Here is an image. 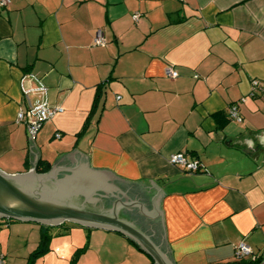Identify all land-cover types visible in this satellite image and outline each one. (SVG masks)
<instances>
[{"label":"crops","instance_id":"obj_1","mask_svg":"<svg viewBox=\"0 0 264 264\" xmlns=\"http://www.w3.org/2000/svg\"><path fill=\"white\" fill-rule=\"evenodd\" d=\"M98 30L105 46L93 45ZM170 69L175 79L166 75ZM40 87L62 113L30 141L15 119L28 105L23 90L37 104ZM232 106L240 123L228 117ZM82 138L88 155L76 148ZM73 149L90 158L91 168L140 181L126 194L149 211L158 194L149 180L161 190L162 216L139 209L117 215L168 263H233L240 242L258 256L264 0H12L0 10V172L42 175L38 164L54 168ZM177 153L199 163V171L169 163ZM40 226L0 220L3 264H18L8 258L19 249V264H26ZM90 229H83L87 250L77 264H155L128 237ZM56 249L52 242L35 264L53 260Z\"/></svg>","mask_w":264,"mask_h":264},{"label":"water","instance_id":"obj_2","mask_svg":"<svg viewBox=\"0 0 264 264\" xmlns=\"http://www.w3.org/2000/svg\"><path fill=\"white\" fill-rule=\"evenodd\" d=\"M86 141L82 138L76 148L88 155ZM35 162L36 156L33 166ZM139 182L118 178L108 169L91 168L90 158L73 149L47 174L37 175L32 171L9 176L0 172V220L54 227L67 222L106 229L134 241L155 264H170L130 221L117 215L134 209H139V215L151 218L163 215L158 205L164 194L150 180L158 190L152 211L128 197L126 191L139 188Z\"/></svg>","mask_w":264,"mask_h":264},{"label":"built area","instance_id":"obj_3","mask_svg":"<svg viewBox=\"0 0 264 264\" xmlns=\"http://www.w3.org/2000/svg\"><path fill=\"white\" fill-rule=\"evenodd\" d=\"M11 2L12 0H0V10L10 5ZM136 18L137 15L133 16L134 20ZM93 45L105 46V41L103 40L102 33L99 30L95 34V37L93 39ZM166 75L170 79H175L177 77V74L173 72L171 69L166 71ZM253 86L256 87L257 83L253 82ZM35 92L36 94L40 93L39 95L41 96L42 99L40 103L31 104L29 101V97L30 95H32L33 92L23 90V97L25 98L28 105L24 110H21L17 113L15 119V122L17 124L24 126L27 138L30 141H33L35 139L38 131L42 128V126L46 122H49L56 115L62 113V109L60 107L50 106L47 104L45 90L42 87L36 89ZM228 117L237 123H240L242 121L235 106H232L228 109ZM169 163H171L172 165L182 167L188 173L198 172L199 169L201 168L199 163L189 161L188 159H186L183 153H177L171 155L169 157ZM247 257H251L252 261L255 264H264V251L261 252L258 256H254L252 255L250 248L247 245H245L243 242H240L235 247L234 258L236 260H242Z\"/></svg>","mask_w":264,"mask_h":264},{"label":"rangeland","instance_id":"obj_4","mask_svg":"<svg viewBox=\"0 0 264 264\" xmlns=\"http://www.w3.org/2000/svg\"><path fill=\"white\" fill-rule=\"evenodd\" d=\"M70 224H72V223L66 222L65 225L70 226ZM83 229H86V228L85 227L72 228V229L68 230L70 233H68L66 236H57L56 231H59L61 229H58V228L51 229L50 230V235L52 236L51 243L53 242L54 246L57 247L56 250H58V253L57 252L53 253L52 254L53 260H50L45 264H52L53 261H55L58 264H70L75 253H76V251L83 246V245H80V242H83L82 244L86 243V239L84 238L86 233H85V230H83ZM77 244H79V245H77ZM68 246H71V247L67 249ZM82 255H80L79 258L83 257ZM14 256L17 258L18 264L20 262H22V259H21L22 257L20 255V249L17 252L13 251V255H10V258H8V260H11V259L15 260ZM78 259L74 262V264L78 263V261H79ZM41 261H43V260H40V262L38 264H44V262L42 263Z\"/></svg>","mask_w":264,"mask_h":264},{"label":"trees","instance_id":"obj_5","mask_svg":"<svg viewBox=\"0 0 264 264\" xmlns=\"http://www.w3.org/2000/svg\"><path fill=\"white\" fill-rule=\"evenodd\" d=\"M50 167L45 166L43 167L41 164H38L36 172L39 174H45L49 171ZM9 222H15L12 220H8ZM66 223L61 224L58 229V236H63L68 230L72 228H82V226H78L75 224L65 225ZM90 231V228H86ZM52 236L50 235V227L40 226V238L37 248L28 256L26 264H35V262L44 257L46 254L50 252V242ZM137 247V246H136ZM138 248V247H137ZM87 250V244H85L82 248L78 249L71 261L70 264H74V262L79 258L80 255L84 254ZM1 264H3V259L0 257ZM224 264H255L254 262H245L244 260H237L233 263H224Z\"/></svg>","mask_w":264,"mask_h":264}]
</instances>
